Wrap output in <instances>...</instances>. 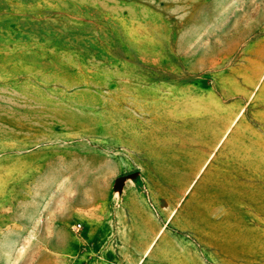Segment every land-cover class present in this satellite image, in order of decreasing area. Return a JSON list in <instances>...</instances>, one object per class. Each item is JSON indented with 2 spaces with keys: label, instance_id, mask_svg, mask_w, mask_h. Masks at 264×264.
I'll use <instances>...</instances> for the list:
<instances>
[{
  "label": "rangeland",
  "instance_id": "374dc122",
  "mask_svg": "<svg viewBox=\"0 0 264 264\" xmlns=\"http://www.w3.org/2000/svg\"><path fill=\"white\" fill-rule=\"evenodd\" d=\"M0 264H264V0H0Z\"/></svg>",
  "mask_w": 264,
  "mask_h": 264
},
{
  "label": "built area",
  "instance_id": "2783aa9c",
  "mask_svg": "<svg viewBox=\"0 0 264 264\" xmlns=\"http://www.w3.org/2000/svg\"><path fill=\"white\" fill-rule=\"evenodd\" d=\"M81 229H82V225H80V224H77V225H75V227H74V230H75L76 232H80Z\"/></svg>",
  "mask_w": 264,
  "mask_h": 264
}]
</instances>
